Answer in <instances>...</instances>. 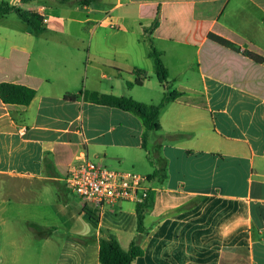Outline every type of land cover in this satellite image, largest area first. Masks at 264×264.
<instances>
[{
  "label": "crops",
  "instance_id": "1",
  "mask_svg": "<svg viewBox=\"0 0 264 264\" xmlns=\"http://www.w3.org/2000/svg\"><path fill=\"white\" fill-rule=\"evenodd\" d=\"M7 4L24 10L21 0ZM75 4V13L86 12L84 19L54 16L45 5L25 11L44 16V30L66 34L74 58L84 45L75 25L91 26L88 56L111 71V95L148 105L159 103L147 101L137 89L153 94L151 100L179 96L164 107L160 129L149 134L144 148L146 129L139 116L59 90L77 81L78 66L74 74L53 80L29 72L22 58L12 59L13 46L0 51V83L37 91L29 106L5 105L0 99V264H101L103 230L123 249L130 248L137 237V204L97 211L68 194L66 173L83 156L150 178L143 256L133 264H264V63L209 39L214 34L264 58V0ZM147 38L148 49L141 42ZM169 47L195 53L190 76L177 86L180 77L165 61ZM140 49L143 58H134ZM153 50L169 73L163 84L156 77L153 85L148 78L156 75ZM177 59L182 61V53ZM136 79L142 86L128 87ZM123 80L126 89L115 93ZM84 209L97 211V228ZM57 222L67 233L58 244Z\"/></svg>",
  "mask_w": 264,
  "mask_h": 264
},
{
  "label": "rangeland",
  "instance_id": "2",
  "mask_svg": "<svg viewBox=\"0 0 264 264\" xmlns=\"http://www.w3.org/2000/svg\"><path fill=\"white\" fill-rule=\"evenodd\" d=\"M80 0H40L37 3H28L23 6L24 10H36L38 5H45L48 9L50 14L58 17H66V19L71 18H82L84 19L86 16V12L80 8L78 13L74 12V8L77 6L75 4ZM7 3L8 0H0V5L2 3ZM67 24L70 23V20L66 22ZM77 28L78 34L83 35L84 45L81 48L80 53L76 54V58L74 56L75 51L71 47L72 45L69 43L66 34L59 32V30H44L40 34L31 35L27 31V26L24 21H22L15 13L7 14L6 16H0V39H3L2 43H0V51L8 52L10 48L13 46V58H22L24 63L27 66V70L31 73L40 75V76H48L53 80H56L59 76H67L70 74H74L75 69L80 70L76 72L78 79L75 83L71 84L68 87L60 88V91H64L68 94H79L81 90L87 91H97L101 94H110V80L109 77H112V73L108 69H104L101 64H99L93 57L88 56V38L91 26L86 24L84 25H75ZM71 32V31H70ZM99 32H108L106 29H99ZM144 45V48L148 49L150 46V41L143 40L141 41ZM158 48V46H155ZM159 49V48H158ZM26 52V54H24ZM182 53L183 59L182 61H178L177 55ZM29 54V55H28ZM73 54V55H71ZM142 56L143 53L140 54L136 53L134 58ZM144 60L152 63L144 55ZM165 61L169 65L172 75H177L180 77L179 81L177 82L176 86L182 83L183 81L186 82L188 77L191 74V69L195 66V53L190 49H177L175 47H169L167 49V53L165 56ZM24 66V65H23ZM76 67V68H75ZM184 72L179 74L180 70ZM85 70L87 71V76L85 78ZM107 75V80L102 78V75ZM150 77L151 84L155 85L158 84L155 74H149L148 78ZM122 87L116 88L115 93H121L124 89H126V83L123 80L121 83ZM137 93L143 94L147 101H155L154 104L160 103V99L158 100H151L154 99V95L148 93L147 91L137 89L135 91ZM136 95V94H135ZM110 170H116L115 168H108ZM119 171V170H117ZM125 172H133L140 175L139 172L132 171V170H122ZM145 176V175H144ZM69 188V187H68ZM69 191L68 194L76 199L79 200V197L74 194L70 188L67 189ZM61 205H64V202H61ZM71 207H75V205H71ZM58 212V210H57ZM57 218L60 216L57 213ZM58 221V220H57ZM57 232H56V242L58 244L59 241H62L65 236L67 235L66 229L62 226V222H57ZM55 254H58V248H56ZM52 254L50 253V257Z\"/></svg>",
  "mask_w": 264,
  "mask_h": 264
},
{
  "label": "trees",
  "instance_id": "3",
  "mask_svg": "<svg viewBox=\"0 0 264 264\" xmlns=\"http://www.w3.org/2000/svg\"><path fill=\"white\" fill-rule=\"evenodd\" d=\"M31 1L35 0H21L23 4L29 3ZM89 1L90 0H80L81 3H88ZM11 12H14L22 21L27 24V31L29 34H40L44 31L43 19L38 14L31 13L16 7H9V5L4 2L0 5V16ZM209 39L234 51L242 52L244 56L249 57L257 63H264V58L262 56L247 49L242 50L224 38L210 34ZM150 57L154 61L157 79L161 84L165 83L168 80L169 73L160 58V54L153 50L150 53ZM135 71L139 72L140 70ZM133 86H142V81L140 79H136L135 82L128 83V87ZM36 94L37 91L35 89L25 85L8 82L0 83V99L5 105L29 106L35 99ZM79 95L83 96V99L86 102L100 106L117 108L139 116L143 120L146 129L143 136L144 148H146V142L149 134L151 132H157L160 129V115L164 107L179 96L178 93L165 95L163 100L158 105H148L127 96L101 94L99 92L85 90H81ZM71 98L76 99L77 96ZM151 205V195L145 204L137 205V237L131 243L128 250H125L121 247L117 238L110 231H100L99 262L101 264H133L136 259L143 256L141 242L147 233L144 225V214ZM84 214L87 221L97 228L99 225V214L97 211H88L84 209Z\"/></svg>",
  "mask_w": 264,
  "mask_h": 264
},
{
  "label": "built area",
  "instance_id": "4",
  "mask_svg": "<svg viewBox=\"0 0 264 264\" xmlns=\"http://www.w3.org/2000/svg\"><path fill=\"white\" fill-rule=\"evenodd\" d=\"M38 15L44 22V16ZM108 20L111 26L117 25L111 16H108ZM66 183L74 194L93 205L97 211L116 203L145 204L151 195L148 176L110 170L86 156L77 157L69 166Z\"/></svg>",
  "mask_w": 264,
  "mask_h": 264
}]
</instances>
